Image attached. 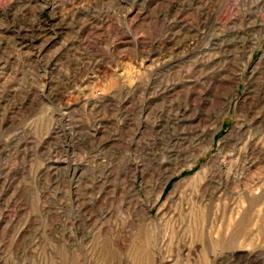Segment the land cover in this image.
Returning <instances> with one entry per match:
<instances>
[{
    "label": "rangeland",
    "instance_id": "374dc122",
    "mask_svg": "<svg viewBox=\"0 0 264 264\" xmlns=\"http://www.w3.org/2000/svg\"><path fill=\"white\" fill-rule=\"evenodd\" d=\"M0 264H264V0H0Z\"/></svg>",
    "mask_w": 264,
    "mask_h": 264
}]
</instances>
